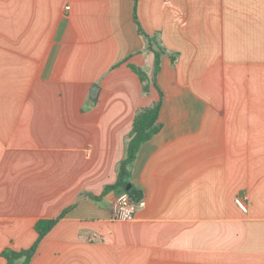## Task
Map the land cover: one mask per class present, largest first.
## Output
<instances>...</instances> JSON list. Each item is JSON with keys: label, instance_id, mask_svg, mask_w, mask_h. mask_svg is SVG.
<instances>
[{"label": "crops", "instance_id": "crops-1", "mask_svg": "<svg viewBox=\"0 0 264 264\" xmlns=\"http://www.w3.org/2000/svg\"><path fill=\"white\" fill-rule=\"evenodd\" d=\"M159 93L129 167L144 207L113 221ZM69 207L29 264H264V0H0V264Z\"/></svg>", "mask_w": 264, "mask_h": 264}, {"label": "trees", "instance_id": "trees-1", "mask_svg": "<svg viewBox=\"0 0 264 264\" xmlns=\"http://www.w3.org/2000/svg\"><path fill=\"white\" fill-rule=\"evenodd\" d=\"M137 0H134L136 4ZM135 12V6H134ZM134 20L137 23L136 16L134 14ZM139 33L141 31L139 30ZM142 35H145L141 33ZM148 39V47L154 54V74L157 75L160 69V59L163 51L154 47L155 40L146 36ZM135 73L139 76L141 82L145 81V74L141 70L133 69ZM148 86L143 85V91L147 92ZM162 105V94L159 93V100L156 104L149 108L142 109L139 111L134 120L132 129L128 135V140L126 144L125 158L121 161L118 167L117 180L113 185L106 186L104 188L103 194L108 193L112 190L126 191V187L130 186V189L126 191L133 201H139L143 198L142 193L136 190L129 182V167L135 161L140 147L147 141H149L153 136H155L160 130V125L158 124L159 113ZM73 207H69L53 220H38L34 225V230L37 233V238L34 244L26 250L13 251L6 249L1 253V258L6 260L7 264H29L31 258L36 252V249L41 242V240L50 232V230L55 226V224L62 219L67 212H69Z\"/></svg>", "mask_w": 264, "mask_h": 264}, {"label": "built area", "instance_id": "built-area-1", "mask_svg": "<svg viewBox=\"0 0 264 264\" xmlns=\"http://www.w3.org/2000/svg\"><path fill=\"white\" fill-rule=\"evenodd\" d=\"M66 10L69 7L65 8ZM236 205L244 212L247 210V198L245 196L235 199ZM144 207L143 198L139 201H133L126 191L117 193L112 205L111 219L113 221L126 222L135 218L136 213Z\"/></svg>", "mask_w": 264, "mask_h": 264}, {"label": "water", "instance_id": "water-1", "mask_svg": "<svg viewBox=\"0 0 264 264\" xmlns=\"http://www.w3.org/2000/svg\"><path fill=\"white\" fill-rule=\"evenodd\" d=\"M98 90H99L98 86L94 85V86L92 87L91 92H90V99H91V100L94 101V100L96 99L97 94H98ZM129 189H130V186H127V187H126V191H128Z\"/></svg>", "mask_w": 264, "mask_h": 264}]
</instances>
